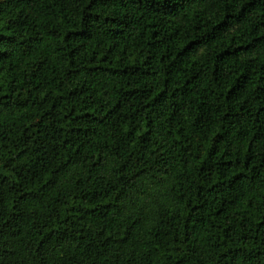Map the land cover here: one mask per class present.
Returning a JSON list of instances; mask_svg holds the SVG:
<instances>
[{
	"label": "trees",
	"instance_id": "obj_1",
	"mask_svg": "<svg viewBox=\"0 0 264 264\" xmlns=\"http://www.w3.org/2000/svg\"><path fill=\"white\" fill-rule=\"evenodd\" d=\"M0 264H264V0H0Z\"/></svg>",
	"mask_w": 264,
	"mask_h": 264
}]
</instances>
